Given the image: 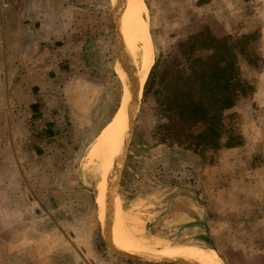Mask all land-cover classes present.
I'll return each instance as SVG.
<instances>
[{
  "label": "rangeland",
  "instance_id": "rangeland-1",
  "mask_svg": "<svg viewBox=\"0 0 264 264\" xmlns=\"http://www.w3.org/2000/svg\"><path fill=\"white\" fill-rule=\"evenodd\" d=\"M142 3L152 53L137 78L121 61L120 0H0V264H201L119 247L84 171L133 78L120 212L160 250L264 264V0ZM210 56L234 69L219 148L200 120L164 111L176 98L186 116L183 103L205 99L213 114Z\"/></svg>",
  "mask_w": 264,
  "mask_h": 264
},
{
  "label": "bare ground",
  "instance_id": "bare-ground-1",
  "mask_svg": "<svg viewBox=\"0 0 264 264\" xmlns=\"http://www.w3.org/2000/svg\"><path fill=\"white\" fill-rule=\"evenodd\" d=\"M120 1L122 4V13L120 21L121 27L119 28H121V38L123 41V46H121V61L126 75L128 74L130 77L132 72L139 78L141 73L143 74L141 70L142 61L140 60L143 59L145 62L148 61L152 53L148 29L142 15L143 3L142 0ZM133 80V85L136 87L135 91L129 86L130 84L128 85L125 82V85L128 87V90L126 88L125 98L129 99L130 95L134 96L135 92L134 100L133 96L128 102L125 99V103L116 116L107 124L103 132L99 134L96 141L91 145L85 163L83 164L86 174L95 176L97 178V186L102 189L103 205L101 208V215L103 221L106 223L112 239L124 250L134 251L144 255L165 256L171 253H179L189 256L201 264H217L213 251L198 248L196 246L188 247L183 245V247H168L167 245V247H163L164 249H158L157 246L159 245H155L154 240H152L151 243L145 238V232L142 229L143 227L141 228L140 223L136 221L129 224L126 216H123L116 205V174L120 168L121 159L127 146L126 144L131 133L133 118L136 113V104H138L136 89L137 84L140 83H138V81L136 82L134 78ZM157 244H160V242Z\"/></svg>",
  "mask_w": 264,
  "mask_h": 264
},
{
  "label": "trees",
  "instance_id": "trees-1",
  "mask_svg": "<svg viewBox=\"0 0 264 264\" xmlns=\"http://www.w3.org/2000/svg\"><path fill=\"white\" fill-rule=\"evenodd\" d=\"M210 59L212 60L211 56L209 59H202L200 65L205 64L206 67L202 70H206V73L209 72L210 75L208 81L203 83H207V85L211 87L210 93H213V98L209 99L212 103L211 109L213 111V114L210 116L211 118L208 117L210 107L205 104V101H207L205 99H200L198 101L190 99L183 103L184 108H186V116H183L184 112L180 109L181 103H179V100L176 98H172L168 101V105H165L164 111L172 114V116L179 114V118L186 117V119L193 118L194 120H200L203 127H205L201 135L211 139L210 146H212V148H219L221 146L222 130L224 127V111L233 107L236 102V96L229 92V87L232 84V71H234V69H232L233 64L222 65L220 63L221 60L212 63L209 62ZM202 70H200L199 74L202 73ZM172 105L175 107L171 108ZM167 126L168 124L166 123L162 125V127Z\"/></svg>",
  "mask_w": 264,
  "mask_h": 264
}]
</instances>
